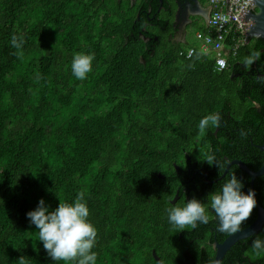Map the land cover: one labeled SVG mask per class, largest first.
<instances>
[{
	"label": "trees",
	"instance_id": "trees-1",
	"mask_svg": "<svg viewBox=\"0 0 264 264\" xmlns=\"http://www.w3.org/2000/svg\"><path fill=\"white\" fill-rule=\"evenodd\" d=\"M174 19L172 0H0V264L20 256L64 264L47 255L26 213L41 198L52 210L80 192L97 229L96 264L213 260L211 242L229 234L210 208L207 224L181 232L166 209L193 197L207 206L197 189L214 178L220 189L231 173L251 189L237 165L221 174L234 157L252 170L263 161L264 38H248L219 71L211 52L187 56L193 45L162 35ZM76 53L94 56L84 80L71 72ZM210 113L219 127L200 135ZM209 154L220 169L205 162ZM253 189L264 208V174ZM256 215L257 207L241 229ZM256 238L264 240V224L220 264H264Z\"/></svg>",
	"mask_w": 264,
	"mask_h": 264
},
{
	"label": "clouds",
	"instance_id": "clouds-1",
	"mask_svg": "<svg viewBox=\"0 0 264 264\" xmlns=\"http://www.w3.org/2000/svg\"><path fill=\"white\" fill-rule=\"evenodd\" d=\"M22 39L15 35L11 38L14 48H21ZM253 56H258L254 53ZM91 54L76 53L71 62L72 75L78 80H84L92 71ZM247 63H252V57ZM220 115L208 114L199 121L200 135H204L209 127H219ZM205 162L209 166L222 165L212 154L207 155ZM243 182L235 173L221 185L219 191L208 194V205L193 197L186 199L183 206L173 205L166 209L169 224L177 232L185 229H195L198 224L209 222L210 212L214 213L217 230L225 234H234L241 230L242 224L251 218L257 201L255 191L248 189L245 193ZM58 205L49 210L41 198L34 210L28 211L26 217L30 224L38 230V241L52 261H63L64 264H96L97 254L93 251L96 245L97 229L89 221V208L84 201V193L80 192L72 202L58 200ZM251 248L256 256L264 254V240L256 238ZM19 264H27L23 256ZM209 264H220L219 260H209Z\"/></svg>",
	"mask_w": 264,
	"mask_h": 264
},
{
	"label": "built area",
	"instance_id": "built-area-1",
	"mask_svg": "<svg viewBox=\"0 0 264 264\" xmlns=\"http://www.w3.org/2000/svg\"><path fill=\"white\" fill-rule=\"evenodd\" d=\"M211 13L207 19L208 28L212 33L196 31L195 36L201 42L204 52H211L215 60V69L222 70L227 65V55L245 43L247 31L251 23L248 11H256L253 0H209ZM228 40L231 41L228 44ZM194 48H189L186 55L193 53Z\"/></svg>",
	"mask_w": 264,
	"mask_h": 264
},
{
	"label": "water",
	"instance_id": "water-1",
	"mask_svg": "<svg viewBox=\"0 0 264 264\" xmlns=\"http://www.w3.org/2000/svg\"><path fill=\"white\" fill-rule=\"evenodd\" d=\"M160 1V5H162V0ZM256 3V11L251 13L250 11L247 12L246 17L250 16L251 23L249 25V30L247 31L246 40L251 37H262L264 38V0H253ZM198 6V4H196ZM178 11L176 10V18H177ZM258 148L263 152V161L260 167L256 170L250 169L242 160L240 159H233L232 161L226 164L221 176L225 175L230 165L235 164L237 165L242 171H244L249 177V183L251 189H253V181L256 177L264 174V144L258 145ZM162 176V175H159ZM178 193L175 194L174 198L171 200L172 202L177 200ZM256 198V197H255ZM257 215L247 227L242 228L240 231L234 234H230L226 236L223 241L214 243L215 248V255L213 260H219L223 258L225 252L238 240L242 238H246L250 235L256 234L264 224V208L259 205L257 202ZM156 260H159L158 257L155 255V252L152 251Z\"/></svg>",
	"mask_w": 264,
	"mask_h": 264
},
{
	"label": "flooded vegetation",
	"instance_id": "flooded-vegetation-1",
	"mask_svg": "<svg viewBox=\"0 0 264 264\" xmlns=\"http://www.w3.org/2000/svg\"><path fill=\"white\" fill-rule=\"evenodd\" d=\"M172 4L176 7V9H175V15H176L177 7H178V9H179L180 12H182V11H188V10L194 11V10H197V8H200L199 11L201 9L202 10L203 9H207V17H206L205 22L207 21L208 17L210 16V13H211V5H210L209 0H207V3H205V0H172ZM196 4H198V6ZM175 20H176V16H175ZM179 28L180 27H171L168 30V31H170V30L172 31L171 34L166 33V32H168L166 30L165 34H162V35H164L167 38L169 37V39L171 40V42H176V41H179L178 40L179 39L178 36L184 32L183 30L190 29L191 27H184V28L182 27L183 30L180 33H179V31H180ZM235 158H237V157L232 158L228 162L232 161ZM237 159H239V158H237ZM236 176L239 179L241 178V175H239V174H237ZM214 179H216V178H214ZM214 179L207 180L206 183H204L203 185H201V189H197L198 192H199V194L202 197H204L205 200H207V196H208L209 193H212V192H215V191H219V189H216V187L218 186V184L215 185L217 183V180H214ZM244 184H246V182H244ZM246 192H247V189H246ZM210 228L209 227H205L203 229L201 228V231H200L201 234H203V235L209 234ZM215 242H216V240H214L213 242H211V245L213 246V249H215L214 248V243Z\"/></svg>",
	"mask_w": 264,
	"mask_h": 264
},
{
	"label": "crops",
	"instance_id": "crops-1",
	"mask_svg": "<svg viewBox=\"0 0 264 264\" xmlns=\"http://www.w3.org/2000/svg\"><path fill=\"white\" fill-rule=\"evenodd\" d=\"M176 9V7H175ZM200 8H197V10H194V11H191V10H188V11H182L180 12L178 7H177V11H178V14H177V18L176 20L174 19V27H180L179 28V33L182 32L183 28L184 27H193V24L195 22V19H198L199 17H202L204 18V20H206V17H207V9H201L199 11ZM203 26H207V21L204 22L202 25H200L199 27H196L195 30H183L184 32L182 34H180L178 37H179V41L181 43H188L187 39L189 36H191L192 38L195 37V33L196 31H200V27H203ZM183 27V28H182ZM201 32V31H200ZM203 33V32H202ZM209 33H212L209 32ZM198 40V45L197 46H191V47H197L200 51H202L203 53L206 54V52L203 51V49L201 48V42L198 38H196ZM178 41V42H179ZM190 45V43H188Z\"/></svg>",
	"mask_w": 264,
	"mask_h": 264
},
{
	"label": "rangeland",
	"instance_id": "rangeland-1",
	"mask_svg": "<svg viewBox=\"0 0 264 264\" xmlns=\"http://www.w3.org/2000/svg\"><path fill=\"white\" fill-rule=\"evenodd\" d=\"M205 3H207V0H205ZM205 22L204 18L199 17L198 19H195V22L193 24V27H191L189 30H195L196 27H199L200 25H202ZM188 43H190L191 45L197 46L198 45V40L195 37H191L189 36L187 39ZM189 48H193V47H189ZM187 48V50L189 49ZM186 50V53H187Z\"/></svg>",
	"mask_w": 264,
	"mask_h": 264
}]
</instances>
